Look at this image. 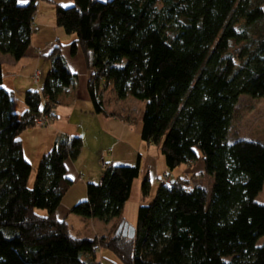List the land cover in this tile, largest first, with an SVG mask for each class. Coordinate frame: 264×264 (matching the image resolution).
<instances>
[{"label": "trees", "instance_id": "16d2710c", "mask_svg": "<svg viewBox=\"0 0 264 264\" xmlns=\"http://www.w3.org/2000/svg\"><path fill=\"white\" fill-rule=\"evenodd\" d=\"M38 2L0 0V54L26 56ZM56 22L76 36L71 54L84 53L93 114L106 113L110 89L118 100L145 102L143 142L160 145L169 172L201 158L214 185L209 192L194 177L162 182L138 209L134 239L74 236L57 211L82 137L58 140L30 188L21 135L43 116L56 118L78 76L56 46L44 56L51 68L41 91L26 93L20 114L0 65V264H97L103 248L122 264H264V143L229 141L241 98L264 99V0H74L57 5ZM140 173V156L134 166H105L71 214L120 219ZM150 193L147 178L143 199Z\"/></svg>", "mask_w": 264, "mask_h": 264}, {"label": "crops", "instance_id": "0c3cea01", "mask_svg": "<svg viewBox=\"0 0 264 264\" xmlns=\"http://www.w3.org/2000/svg\"><path fill=\"white\" fill-rule=\"evenodd\" d=\"M73 4H74V0H39L37 13L35 15L34 24H33L31 46L26 56L20 61H15L9 55L0 54V65L3 69V76H4L3 84H5V80L7 79L11 80V82L8 84V88L5 87V89L14 94V98H15L14 110L15 107H18L19 112L17 113L20 114L26 111V105H25L26 93L30 90L41 91L44 83V81L42 82V78L44 74L42 72V78L41 81L39 82V85H35L33 83V75L35 71L37 70L43 71V69L46 71V73H48V71L51 68V63L50 60L45 57L49 55L56 46H61L62 48L61 53L65 58L69 68L75 75L78 76V82L76 87L69 90L67 93L63 95L62 104L59 106L62 107L63 112L67 113V115L69 116L68 123L64 125L58 122L57 120L48 128V130L41 132V134H44L43 136L45 138V141L39 144L38 147L39 152H37L38 153L37 157L34 158L35 161L37 162L40 161L42 156L47 152H49L53 148L55 143L58 142V140L62 139L63 137L66 136L82 137L83 150L80 156L75 161L67 162V170H68L67 178L72 182V186L67 191L66 195L63 198L62 204L57 211V218L61 221L62 220L66 221L71 228V232L73 229L72 228L73 226L70 223L71 219L74 221H82L80 219H75L74 217H71L72 215L71 209L79 202H82L87 199L88 183L90 182L97 183L101 180L103 169L106 166L105 153L107 148L111 151V153H109L108 156L106 157L110 165H130L120 161H123L126 158L131 159V161H133L136 156L132 146L130 144L123 142L124 141L123 137L125 138L127 128L132 124H134L133 122L134 118H132V113H128L127 118L123 116V113L125 111L123 104L128 99L118 100L113 92L112 93L113 104H111L112 108L110 107L111 106L110 102L109 105L107 106V97H106L105 99L106 113L103 115L93 114V105L91 103L87 89V84L91 73L87 67L84 53L82 49L79 47L76 55L71 54L70 45L76 40V36L67 35L63 29L58 27L56 22L57 5H61L63 7H70ZM39 51L42 52V56L37 55ZM44 60L49 62V65L44 64L43 63ZM81 102L84 103V108H82ZM250 113H251L250 111H247L245 112V114H241L237 109V113L232 122L230 130H234L233 124L234 122H236L237 119L244 118L243 120L244 124L249 122ZM75 114L76 116L74 117ZM99 117H101L102 121H98ZM88 118L91 121H88ZM92 122H99V124L103 126V133L109 137V141L107 144H103L102 146L94 149V151H91L89 153L90 155H84L85 154L84 152H86L85 150H87L86 138H88L87 134L89 131L86 130V125H89L91 130V127L93 125ZM119 122L123 124V129H124L122 133L123 135H121L119 138L117 137V139H114L112 141V139L110 138L111 132L110 130L106 131L107 129L106 125L115 124L117 127L119 126ZM261 124L262 125L264 124V117L259 118V120H257L255 124V127L252 128L251 135H253V137L255 138H250V140L253 139L262 142L264 141V125L262 126L263 129L257 132L256 136H254V130L257 129L258 126L260 127ZM36 128L41 129L39 127H35V129ZM141 129H142V124H141ZM141 129L139 133L136 130L135 131L131 130V132L137 134L135 135V141L137 142L136 145L139 149L142 146V143H139V136H138V134L141 135ZM241 129H244V127ZM105 137L106 136H104V138ZM21 140L23 143L22 135H21ZM245 140H249V139H245ZM140 142H143V140ZM23 152H24V157L28 161L25 153L24 143H23ZM143 155L141 154L138 155V158L140 156L141 173L139 178L136 179L133 183L131 197L127 202V204L133 202L132 205L133 206L137 205V207L140 205V201H141L140 196H142L143 199V194L142 192H140V187L142 188V184L145 179L148 178L151 182V193L149 195V200L154 198L156 191L162 182L169 183L173 181V179L171 178L170 174L167 171L168 168L160 169L158 158L155 159L149 152H146L145 156ZM85 165H87L86 167L88 168L84 167ZM174 171L176 174L175 179L194 177V181L197 182V181H202L205 177V168L201 158L198 160L197 163L193 165H183ZM161 175H163V178L160 177ZM82 176L86 177L85 181H83ZM134 191L137 200L135 198V200L132 201L133 200L132 196ZM125 208L126 207H124L122 216L125 214ZM120 219L121 221L115 223V224L119 223L115 233H118L121 226H123L126 223H129L128 219L125 216H123V218L121 217Z\"/></svg>", "mask_w": 264, "mask_h": 264}, {"label": "rangeland", "instance_id": "374dc122", "mask_svg": "<svg viewBox=\"0 0 264 264\" xmlns=\"http://www.w3.org/2000/svg\"><path fill=\"white\" fill-rule=\"evenodd\" d=\"M102 2H107L109 0H99ZM258 31L254 30L252 32V36L250 37L251 39H257L258 37ZM46 65H49V62H47L46 60H44L43 62ZM36 72V71H35ZM43 72V78H42V82L45 80L46 78V71L43 69V71H41V73ZM35 74V73H34ZM41 81V80H40ZM11 82L10 79L5 80V84H3V87L8 88V84ZM33 83L34 82V75H33ZM113 91L110 89L106 95L107 97V106L113 104V96H112ZM15 99V98H14ZM82 108H84V103L81 102ZM125 111L123 113V116L125 118L128 117V113H132V118H134L133 122L134 124H132L131 126H129L127 128V132L125 135V138L123 137V142L130 144L134 150L135 153V159L133 161H131V159H124L123 163H127L130 164L131 166H134L137 164L138 162V155L141 154L143 156L146 155V152H149L155 159L158 158V163H159V167L160 169L166 168L167 169V164H166V160L165 157L163 156L161 150H160V145H149L143 142L141 139V135L138 134L139 136V143H142L141 148L139 149L137 147V142L135 141V133L131 132V130H136L140 131L141 129V124H142V118H143V114H144V110H145V102L143 101H138L135 100L133 98H128V100L126 102H124L123 104ZM112 108V105L110 106ZM238 111L241 114H245V112L250 111L251 113L249 114L250 116V120L249 122H247L246 124H244V118H240L237 119L236 122H234L233 124V129L234 130H230L229 133V141H235V140H239V139H250V138H255L253 137V135H251V130L252 128L255 127V124L257 122V120H259V118L264 117V99H253L251 97L248 96H243L240 100L239 106H238ZM62 107H57L55 109V115L56 118L54 120H50V126L58 120V122H60L61 124L66 125L68 123V115L67 113L63 112ZM114 110V109H113ZM253 110V111H251ZM15 111L19 112L18 107H15ZM85 112V110H84ZM76 116V114L74 115V117ZM91 119V118H90ZM88 121L89 120L88 118ZM98 121H102L101 117H99ZM92 127L90 130L89 125H86V130L88 131L87 137L86 138V152H84V155H90L89 153L91 151H94V149L102 146L103 144H107L109 141V137L107 135H105L103 133V126H101L99 124V122H92ZM243 125V126H242ZM264 125V124H263ZM261 124V126L257 127V129L254 130V136H256V133L261 131L263 128V126ZM48 126L47 128H42L40 126L37 125L36 123V127H39L41 129H29L27 131H25L22 134V139H23V143H24V147H25V153H26V157L28 159V161L31 163V165L33 166V172L31 174L30 177V182H29V187L33 188L34 183H35V178H36V173H37V168H38V164L40 161H35L34 158L37 157V152H39V144L43 141H45L44 138V134H41L42 131H46L48 130V128L50 127ZM242 126V127H241ZM107 130H110L111 132V136L110 138L112 139V141L114 139H117V137L119 138L121 135H123V124L121 122H119V126L116 127L115 124H108L106 125ZM244 129H241L243 128ZM40 131V132H39ZM104 136H106L104 138ZM111 141V142H112ZM264 142V141H263ZM110 148V147H109ZM111 153V151L107 148L106 153H105V165L108 166L109 161L106 158L108 156V154ZM122 155V154H121ZM124 156V154H123ZM86 157V156H85ZM108 164V165H107ZM130 165H120V166H130ZM87 165H85L84 167H86ZM88 168V167H86ZM104 170V169H103ZM168 171V170H167ZM171 178L174 180L176 178V174L175 171L173 172H169ZM162 174V173H161ZM160 177L163 178V175H161ZM83 181L86 180V177L82 176ZM194 184L205 187L209 190V192L212 191L213 185H214V178L212 176H208L205 175L204 179L202 181H193ZM140 192H142V188L140 187ZM139 195V193H138ZM137 197L135 196V191L133 192V196H132V201H134ZM140 205L141 204H148L152 201L149 200V197H147L145 200L142 199V196H140ZM67 201V200H66ZM139 201V198H138ZM257 202L259 204H264V188L263 191L260 193V195L257 198ZM133 202H130L129 204L126 203L127 206H125V214L123 216H125L128 219L127 224H129V226L136 228L137 226V217H138V209L139 206L137 207V205L133 206L132 205ZM38 213L42 216L46 215V211H42L39 210ZM122 216V218H123ZM71 217H74L75 219H80L82 221H74L71 219L70 223L73 226L72 228V234L74 236H78L81 239H94V238H100L101 236L103 237H111L115 234L116 229L118 228V224H115L118 221H121V219L116 218L111 220L109 223L97 220V219H84L81 218L79 216H76L74 214L71 215ZM114 226V228H113ZM113 230V231H112ZM112 233V234H111ZM111 234V235H110ZM97 264H122V262L113 254V252H111L108 249H100L98 254H97Z\"/></svg>", "mask_w": 264, "mask_h": 264}, {"label": "built area", "instance_id": "2783aa9c", "mask_svg": "<svg viewBox=\"0 0 264 264\" xmlns=\"http://www.w3.org/2000/svg\"><path fill=\"white\" fill-rule=\"evenodd\" d=\"M38 56H42V52H38L37 53ZM42 78V73L41 71L37 70L34 74V84L35 85H39V82ZM50 118L49 117H46V116H43L41 117L39 120H37V125L42 127V128H47L48 126H50Z\"/></svg>", "mask_w": 264, "mask_h": 264}, {"label": "water", "instance_id": "95a60500", "mask_svg": "<svg viewBox=\"0 0 264 264\" xmlns=\"http://www.w3.org/2000/svg\"><path fill=\"white\" fill-rule=\"evenodd\" d=\"M117 234H121L123 237H127L129 239H134L136 236V228L131 227L126 223L120 227Z\"/></svg>", "mask_w": 264, "mask_h": 264}, {"label": "snow or ice", "instance_id": "6c2138e0", "mask_svg": "<svg viewBox=\"0 0 264 264\" xmlns=\"http://www.w3.org/2000/svg\"><path fill=\"white\" fill-rule=\"evenodd\" d=\"M26 2V0H21V3H25Z\"/></svg>", "mask_w": 264, "mask_h": 264}]
</instances>
